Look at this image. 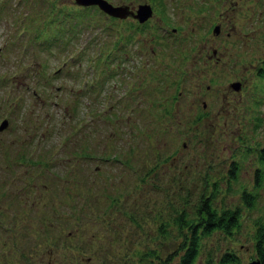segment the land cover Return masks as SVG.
Listing matches in <instances>:
<instances>
[{"label": "rangeland", "instance_id": "1", "mask_svg": "<svg viewBox=\"0 0 264 264\" xmlns=\"http://www.w3.org/2000/svg\"><path fill=\"white\" fill-rule=\"evenodd\" d=\"M107 1L149 2L153 13L128 41L119 35L136 19L108 17L95 4L0 0V96L9 85L23 96L13 108L0 98V118L9 119L0 130V162L8 164L0 169V264H168L164 257L180 240L173 236L175 215H191L210 194L218 208H239V226L202 236L195 264H205L208 251L217 260L228 250L238 258L231 264H248L257 258L256 227L264 225V0ZM163 18L177 27L175 44L158 40ZM100 31L99 48L91 39ZM85 44L75 61L51 74ZM180 44L183 51L167 58ZM114 51L115 62L98 64L109 76L94 71L101 91L80 89L85 63ZM4 72L15 76L7 87ZM133 75L132 111L125 116V107L116 105L112 118V97ZM234 80L240 88L230 86ZM159 85L168 92L165 100ZM105 99L111 120L94 121L101 126L95 131L84 110L99 111ZM83 126L88 130L81 133ZM61 133H67L62 146ZM84 146L95 156H79L71 171L69 162ZM21 154L17 166L12 159ZM32 169L40 175L30 184L22 178ZM244 189L256 197L250 206ZM160 224L173 234L162 233Z\"/></svg>", "mask_w": 264, "mask_h": 264}, {"label": "trees", "instance_id": "2", "mask_svg": "<svg viewBox=\"0 0 264 264\" xmlns=\"http://www.w3.org/2000/svg\"><path fill=\"white\" fill-rule=\"evenodd\" d=\"M31 1L35 2V0ZM160 88V86L156 87L157 92L161 91ZM20 96V93L17 94L16 92L11 91L7 99L3 101V104H5L6 106L18 105V103H20L23 99V96L22 98ZM86 149L87 147L84 146V149H82L81 152L74 156L71 162H69V165H71V171L73 170L71 167L74 166L77 161H79V156H95L96 153H89L86 151ZM23 157H25V155L21 154L20 156H18L17 160H14V158L11 159L14 164L20 166L23 163ZM112 157L113 159H117L115 155H112ZM261 158L262 160H264V151L263 157ZM38 160L39 161H37V163L41 165L42 169L43 166L47 167V165L45 164L46 162L43 158H38ZM27 161L29 163H32V161H35V159L31 158L27 159ZM4 166L8 167V164L0 162V169L4 168ZM235 168L236 165L234 164V167L230 170V175L232 177H235ZM260 169L261 168L257 169L256 175L257 173L261 174V172H259ZM35 172L40 175V171L32 169L31 172L27 174L29 179H27V177L22 179L31 184V178L32 175L35 174ZM51 174L54 175V172H51ZM259 178V175H257L255 183V186L257 188L261 186ZM43 184H46V182H43ZM214 197V194L201 196L196 203V207L191 215H188L185 210L175 215L174 223L178 230L176 233L173 234L170 229L164 226V224H160L159 227L162 233H166L169 235L173 234V236H177L178 238H180L178 244L174 247V249L168 252L164 257V260L168 262V264H195L197 260L196 258L200 253V243L201 239L203 238L202 236L211 233L213 230H216V228L226 234H231L234 228H238L239 217L241 215L239 208H231L228 206L218 208L217 205L214 204ZM21 198L22 197L18 196L15 197L16 200H20ZM255 198L256 197L253 196L252 192L245 189L242 191V199L243 202L246 203V206H250L252 202H254ZM255 239L257 260L260 261V264H264V225L262 223H259L256 227ZM204 259L205 264H231L238 261V258L236 257L234 252L230 250L222 252L217 260L212 256V252L208 251Z\"/></svg>", "mask_w": 264, "mask_h": 264}, {"label": "flooded vegetation", "instance_id": "3", "mask_svg": "<svg viewBox=\"0 0 264 264\" xmlns=\"http://www.w3.org/2000/svg\"><path fill=\"white\" fill-rule=\"evenodd\" d=\"M130 7H133V8H137V7H134V6H132V5H130V4H128ZM151 5V4H150ZM153 6V5H152ZM127 16H129V17H133L132 16V14L130 15H127ZM127 16H125V17H122L121 19H126V18H128ZM134 19H136V21L138 22V24H136L135 23V25H131V26H129L128 27V29H126V31H123V33H122V38H123V40H130L129 38H131L132 39V37H131V35H132V29H136V31H137V27H140L139 29H140V32H143V27H142V24H144V22L145 21H147V19L146 20H142V22L141 21H139L137 18H135V17H133ZM120 19V20H121ZM162 20V22L164 21V23H162L161 25H160V34L164 37V36H167V37H164L163 39H162V36L161 35H159V38L160 39H158L160 42H163L164 43V40H167L169 43H171V44H175V28H177L175 25H171L170 23H168V21H167V19H165V18H163V19H161ZM221 27V26H220ZM220 30L221 29H218L217 30V32H215L214 30H212L214 33H216V35H217V33L218 32H220ZM127 31H129V33L127 32ZM157 35V36H158ZM168 36H170L171 38H169ZM129 37V38H128ZM183 40V39H182ZM181 40V41H182ZM156 41V37H153V38H151L150 39V45L152 46L153 44H154V42ZM180 41V42H181ZM168 44V43H167ZM180 46H182V47H178V48H175V50H171L170 52H168L167 53V58H169V57H173V55H175L176 54V52H182L183 51V49H184V44H180ZM156 49H159L158 47H151V52L152 53H154V51L156 50ZM171 53V54H170ZM212 54L214 55V54H216V48H213L212 49ZM124 56H125V58H128L129 57V55H128V53H127V51H125L124 52ZM138 63V62H137ZM130 71H134L135 70V65H134V67H131L130 66V69H129ZM231 82L232 81H230V86H231ZM175 93V92H174Z\"/></svg>", "mask_w": 264, "mask_h": 264}, {"label": "water", "instance_id": "4", "mask_svg": "<svg viewBox=\"0 0 264 264\" xmlns=\"http://www.w3.org/2000/svg\"><path fill=\"white\" fill-rule=\"evenodd\" d=\"M75 1L76 3L78 2L84 5H88L89 3L98 4V6L103 8L108 13H111L117 16L125 15L127 13H132L135 16H137L141 21L147 18L148 15H150L152 11L151 6L146 3H141L140 5H138L139 7L137 11L133 12V10L130 9L129 6H127L126 4L121 3L120 5H113L110 1L108 2L107 0H75ZM214 29L215 31H217L216 27ZM231 85L237 89L240 88L239 81H232ZM6 124H7V120H4L2 124L0 125V128L5 126ZM248 264H260V261L253 259Z\"/></svg>", "mask_w": 264, "mask_h": 264}]
</instances>
